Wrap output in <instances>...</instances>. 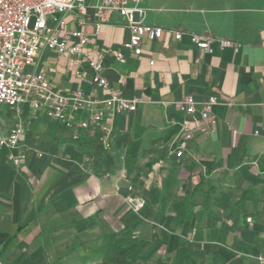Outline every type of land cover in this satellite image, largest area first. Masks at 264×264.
Wrapping results in <instances>:
<instances>
[{
    "label": "crops",
    "instance_id": "crops-1",
    "mask_svg": "<svg viewBox=\"0 0 264 264\" xmlns=\"http://www.w3.org/2000/svg\"><path fill=\"white\" fill-rule=\"evenodd\" d=\"M140 6L147 10L145 22L163 33L145 39L138 56L123 47L130 32L119 13L97 36L91 13L84 24L65 16L71 29L91 37L89 48L101 53L110 88L139 100L137 111L103 122L114 160L109 171L99 170L94 155L45 113L35 114L29 104L21 113L0 107V134L16 124L25 129L24 147L14 152L31 147L44 153L30 150L16 167L0 147V264H186L187 254L198 264H264L258 259L264 255V0H141ZM204 31L235 38L241 48L235 52L216 42L213 53L201 51L191 33ZM116 51L126 62L114 57ZM30 70L65 91H92L77 67L54 50H42ZM190 95L198 102L218 97L216 124L179 110V101ZM202 127L214 132L202 133ZM137 140V171L128 176L126 152ZM170 173L178 179L177 197L196 192L194 215L182 225L169 208L147 202L137 212L125 200L136 175L144 190L160 187ZM210 187L222 205L203 213ZM249 188L253 197L232 215Z\"/></svg>",
    "mask_w": 264,
    "mask_h": 264
},
{
    "label": "built area",
    "instance_id": "built-area-1",
    "mask_svg": "<svg viewBox=\"0 0 264 264\" xmlns=\"http://www.w3.org/2000/svg\"><path fill=\"white\" fill-rule=\"evenodd\" d=\"M141 0H98L95 5L86 0H0V106L21 113L24 105L29 104L36 114L45 113L49 118L62 124L73 141H78L87 132L100 131V142L109 151L111 149L110 132L104 127L106 119H114L125 112H135L139 100L125 98L110 88L104 75V62L101 53L89 48L91 37L80 29L68 26L66 15L71 14L85 23V17L92 14L95 36L99 35L113 13L126 17L130 37L123 47L134 55L143 52V41L161 37L163 29L145 22L147 10L140 6ZM175 38H182V31H174ZM192 43L201 51L214 52V43L221 48H232L238 52L241 42L232 37H216L204 31L191 33ZM44 49L56 51L68 58L70 67H77V75L83 83L89 84L91 92L82 88L65 91L53 85L42 72L31 71L40 52ZM114 57L124 63L126 58L121 51ZM151 64L154 60H151ZM90 72L92 78L87 77ZM126 83V77L119 79ZM107 91L103 98L95 96L97 90ZM218 103L216 95L198 102L194 96H186L178 103L179 110L194 121L217 123L214 106ZM202 133L214 132L207 127ZM238 133L233 130L234 136ZM25 129L22 124L13 125L6 134H0V147L9 150L8 159L20 167L30 150L39 157L44 155L34 148L25 147L16 154L14 151L24 147ZM181 150L177 156H182ZM131 196L125 198L129 206L140 211L147 203L143 195L128 186ZM264 262V255L258 256Z\"/></svg>",
    "mask_w": 264,
    "mask_h": 264
},
{
    "label": "trees",
    "instance_id": "trees-1",
    "mask_svg": "<svg viewBox=\"0 0 264 264\" xmlns=\"http://www.w3.org/2000/svg\"><path fill=\"white\" fill-rule=\"evenodd\" d=\"M100 137L101 132L98 130L93 133L87 132L84 133L76 142L79 146H81V149L85 154L91 157L94 155L95 165L99 168V170L104 172L110 170V168L114 165V160L112 155L109 154L101 144ZM139 146L140 142L137 140L133 141L127 149L125 167L128 176L137 171L136 164ZM133 182L142 185L141 181H139L138 175L133 178ZM177 182L178 179L170 173L163 179L160 187L154 186L150 189H144L143 196L149 204L156 206L158 210H166L169 208V210L175 212L176 223L178 225H182L187 218L194 215V208L197 205L195 200L196 192L194 191L192 194L183 198L177 197V195L173 192V188ZM212 191L213 188L210 187L207 193L204 194L203 213H213V209L211 208L212 204L213 206L218 205L219 207L222 205L220 194H215ZM252 192V188L243 192L239 201L231 207L232 215H236L237 213L244 211L245 201L250 197H253ZM185 262L186 264H198L195 258L190 254H187ZM159 263L163 264L162 262Z\"/></svg>",
    "mask_w": 264,
    "mask_h": 264
},
{
    "label": "rangeland",
    "instance_id": "rangeland-1",
    "mask_svg": "<svg viewBox=\"0 0 264 264\" xmlns=\"http://www.w3.org/2000/svg\"><path fill=\"white\" fill-rule=\"evenodd\" d=\"M0 107H1V108H5L4 106H0ZM133 188H134V187H133ZM134 191H136V192H138V193H143V188H142L139 184L135 183Z\"/></svg>",
    "mask_w": 264,
    "mask_h": 264
}]
</instances>
